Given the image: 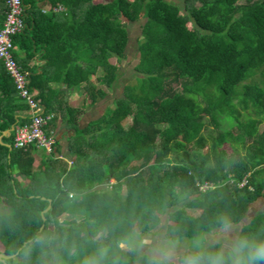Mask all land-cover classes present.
I'll use <instances>...</instances> for the list:
<instances>
[{"label": "trees", "instance_id": "trees-1", "mask_svg": "<svg viewBox=\"0 0 264 264\" xmlns=\"http://www.w3.org/2000/svg\"><path fill=\"white\" fill-rule=\"evenodd\" d=\"M184 1L23 0L14 57L45 113H66L72 164L37 165L42 150L15 147L29 106L0 62V135L14 128L3 139L12 150L0 143V249L16 255L7 264H143L128 247L133 232L166 216L165 233L190 239L222 214L241 224L264 197V0ZM6 11L0 0V30ZM140 20L136 83L81 129L84 109L63 106L52 84L84 87L96 105L118 80L111 60L125 57L128 23ZM241 230L264 238V211Z\"/></svg>", "mask_w": 264, "mask_h": 264}, {"label": "clouds", "instance_id": "clouds-1", "mask_svg": "<svg viewBox=\"0 0 264 264\" xmlns=\"http://www.w3.org/2000/svg\"><path fill=\"white\" fill-rule=\"evenodd\" d=\"M127 243L130 250L143 252V264H264V238L243 232L225 214L190 239L157 229L133 232Z\"/></svg>", "mask_w": 264, "mask_h": 264}, {"label": "built area", "instance_id": "built-area-1", "mask_svg": "<svg viewBox=\"0 0 264 264\" xmlns=\"http://www.w3.org/2000/svg\"><path fill=\"white\" fill-rule=\"evenodd\" d=\"M6 7V18L0 30V62L12 78L18 96L29 106L30 117L29 123L15 129L14 144L16 148L34 146L52 155L57 144L55 134L48 129L52 115L45 113V107L38 100L36 90L30 87L29 74L22 69L14 57L13 38L21 34L26 27L24 21L26 8L23 0H6ZM60 10L61 7L53 8L55 12ZM245 184L246 181L240 184V187H244ZM199 188L205 192L214 188V185L204 183L200 184Z\"/></svg>", "mask_w": 264, "mask_h": 264}, {"label": "rangeland", "instance_id": "rangeland-1", "mask_svg": "<svg viewBox=\"0 0 264 264\" xmlns=\"http://www.w3.org/2000/svg\"><path fill=\"white\" fill-rule=\"evenodd\" d=\"M111 0H96V3L108 2ZM176 3L181 8H184L185 1L184 0H170ZM245 2L246 0H241V2ZM143 20L137 21L135 23H128V31H129V44L125 51V57L118 60L117 58H113L111 62L117 66L118 68V80L113 86V88H107L106 86H101L104 90L108 92V96L105 99H100L98 108L96 109L97 113L108 115L115 107V102L117 99L123 97L125 95L126 90L130 86L136 83L137 77L139 76L135 70L139 62V52H138V43L142 39L141 25ZM130 122H126V126L129 125ZM213 128H209L204 131L205 136L208 138L209 143H211L210 136L214 135ZM236 131V129H234ZM260 131L264 132V122L260 126ZM228 153H231V148L228 145L224 146ZM20 179V178H19ZM114 181H112L113 183ZM101 188V187H99ZM264 211V203L262 204H253L251 206V212L249 213L246 220H244L241 224L236 225L237 228L242 229V226L250 221L253 216L258 213ZM80 219V215H64L62 220L70 221L72 219ZM167 217H163V222L154 228L152 231L159 230L161 232H165V228L167 225ZM143 253V252H142Z\"/></svg>", "mask_w": 264, "mask_h": 264}, {"label": "crops", "instance_id": "crops-1", "mask_svg": "<svg viewBox=\"0 0 264 264\" xmlns=\"http://www.w3.org/2000/svg\"><path fill=\"white\" fill-rule=\"evenodd\" d=\"M44 10L48 11L49 8H44ZM43 10V11H44ZM40 55H38L32 62H31V67H34L36 73L40 74L42 73L41 68L44 65V61L40 60ZM52 87L55 89H59L64 91L65 96L63 97V106L68 105L69 107L72 108H80L84 109V113L81 114L79 118V127L81 129H84L88 126L89 123L98 120L103 114H98L96 115V109L98 108V103L96 105H90L87 102V95H86V90L84 87H78L72 90L67 89L64 86H58L57 83L52 84ZM37 92V91H36ZM106 98V97H105ZM104 98V99H105ZM58 102H56V105ZM28 115V113H27ZM52 115V120L49 123V131H52L57 139V144L55 146V150L52 155H48L44 151H39V154L37 156V165L41 164L43 161L52 159V158H60L68 161L69 165L71 163V158L69 156V138L73 134V131L69 128L67 122H66V113L65 112H58L56 110L55 113L51 114ZM11 130V129H10ZM10 130L5 131L0 135V143L3 145H10L9 143H4L3 139L10 137L12 134V131L10 134L8 133ZM12 146V145H11ZM7 147V146H6ZM17 176H19L17 174ZM18 179L20 178L17 177ZM21 182H24L25 179L20 178L19 179ZM264 203V197L259 199L255 204H262ZM5 255L1 249H0V256ZM1 259V257H0ZM8 261V260H7ZM6 261V263H7ZM1 262V261H0ZM4 264V263H3Z\"/></svg>", "mask_w": 264, "mask_h": 264}, {"label": "water", "instance_id": "water-1", "mask_svg": "<svg viewBox=\"0 0 264 264\" xmlns=\"http://www.w3.org/2000/svg\"><path fill=\"white\" fill-rule=\"evenodd\" d=\"M14 130V128H11V130L8 132L9 134L12 132ZM9 149H10V151L12 150V146L11 145H6ZM44 199V198H43ZM50 204H49V206H48V208L45 210V211H43V213H42V219H43V222L45 223L46 222V217H45V214L51 209V201L49 202ZM43 229V227L41 228V230ZM16 255H12V256H7V255H1L0 257H1V259H0V261L2 262V263H4V264H7L6 263V261L7 260H10V259H12V258H14Z\"/></svg>", "mask_w": 264, "mask_h": 264}]
</instances>
